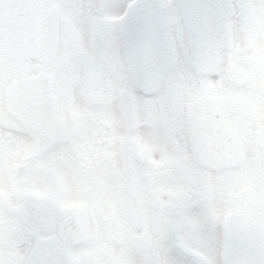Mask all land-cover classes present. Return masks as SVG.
Wrapping results in <instances>:
<instances>
[{
	"label": "snow or ice",
	"instance_id": "1",
	"mask_svg": "<svg viewBox=\"0 0 264 264\" xmlns=\"http://www.w3.org/2000/svg\"><path fill=\"white\" fill-rule=\"evenodd\" d=\"M0 264H264V0H0Z\"/></svg>",
	"mask_w": 264,
	"mask_h": 264
}]
</instances>
